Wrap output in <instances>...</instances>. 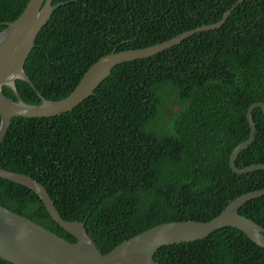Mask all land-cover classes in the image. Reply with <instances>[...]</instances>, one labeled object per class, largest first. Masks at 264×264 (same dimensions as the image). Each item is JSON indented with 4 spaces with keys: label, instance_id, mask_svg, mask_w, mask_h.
<instances>
[{
    "label": "trees",
    "instance_id": "trees-1",
    "mask_svg": "<svg viewBox=\"0 0 264 264\" xmlns=\"http://www.w3.org/2000/svg\"><path fill=\"white\" fill-rule=\"evenodd\" d=\"M237 0H54L65 2L39 33L17 79L24 102L67 97L98 59L145 48L218 22ZM29 0H0V31ZM167 89L172 93L165 94ZM3 92L17 101L16 92ZM169 93V92H168ZM180 111L160 127L165 101ZM264 102V0H245L216 30L153 57L117 65L72 112L13 118L0 167L29 175L62 217L86 221L106 254L125 239L173 221L206 222L236 197L264 188V170L237 174L234 148L250 137L248 108ZM252 145L238 168L264 163V112L253 111ZM1 124V117H0ZM0 204L75 242L33 190L0 178ZM240 213L264 227V196ZM158 264H264V248L223 227L203 239L161 247ZM0 264H13L0 258Z\"/></svg>",
    "mask_w": 264,
    "mask_h": 264
},
{
    "label": "water",
    "instance_id": "water-1",
    "mask_svg": "<svg viewBox=\"0 0 264 264\" xmlns=\"http://www.w3.org/2000/svg\"><path fill=\"white\" fill-rule=\"evenodd\" d=\"M245 0H237L221 20L209 25L184 31L170 40L145 48L114 50L98 59L81 78L75 89L61 100H48L37 91L42 103L28 104L21 98L16 80L21 79L36 89L25 70V64L36 46V40L54 12L65 2L54 0H29L21 15L7 23L0 31V147L5 141L13 118L55 117L72 112L111 76L120 64L153 57L181 44L187 38L204 31L223 27L232 12ZM4 86L12 88L18 100L14 101L3 92ZM264 102L253 103L247 112L250 137L237 145L230 155L233 172L247 174L264 170V163H255L244 168L236 166V160L253 144L257 125L253 111ZM0 178L13 181L35 191L42 199L53 220L76 238L71 242L32 219L14 212L0 204V258L13 264H158L157 251L163 246L193 242L205 238L223 227H234L247 235L254 243L264 248V227L240 213L247 202L264 196V188L241 194L234 198L217 216L209 221H173L154 227L125 239L108 253L103 254L86 229V221L66 220L62 217L47 188L37 179L0 167Z\"/></svg>",
    "mask_w": 264,
    "mask_h": 264
},
{
    "label": "rangeland",
    "instance_id": "rangeland-1",
    "mask_svg": "<svg viewBox=\"0 0 264 264\" xmlns=\"http://www.w3.org/2000/svg\"><path fill=\"white\" fill-rule=\"evenodd\" d=\"M169 92V93H168ZM172 93L171 89H167L165 94H170ZM180 111V106L175 97H173L170 100L165 101L164 109H163V114H162V119L159 122V126L164 128L168 127L170 123V119L175 115V113Z\"/></svg>",
    "mask_w": 264,
    "mask_h": 264
}]
</instances>
